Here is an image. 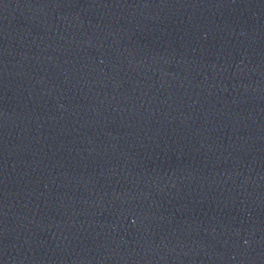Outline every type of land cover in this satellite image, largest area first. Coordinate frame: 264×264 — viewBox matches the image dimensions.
<instances>
[{
    "label": "water",
    "instance_id": "95a60500",
    "mask_svg": "<svg viewBox=\"0 0 264 264\" xmlns=\"http://www.w3.org/2000/svg\"><path fill=\"white\" fill-rule=\"evenodd\" d=\"M0 264H264V130L0 0Z\"/></svg>",
    "mask_w": 264,
    "mask_h": 264
}]
</instances>
